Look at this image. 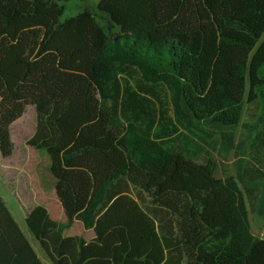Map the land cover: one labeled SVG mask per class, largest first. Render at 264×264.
I'll return each instance as SVG.
<instances>
[{
  "label": "trees",
  "instance_id": "1",
  "mask_svg": "<svg viewBox=\"0 0 264 264\" xmlns=\"http://www.w3.org/2000/svg\"><path fill=\"white\" fill-rule=\"evenodd\" d=\"M60 2L0 0V160L34 106L27 145L49 156L67 223L37 205L26 225L52 264H264L250 221L264 191V0H99L107 30L87 10L62 22ZM246 104L261 114L238 176L176 146L179 127L236 128ZM76 220L95 238L64 236ZM0 264H43L1 193Z\"/></svg>",
  "mask_w": 264,
  "mask_h": 264
},
{
  "label": "rangeland",
  "instance_id": "2",
  "mask_svg": "<svg viewBox=\"0 0 264 264\" xmlns=\"http://www.w3.org/2000/svg\"><path fill=\"white\" fill-rule=\"evenodd\" d=\"M60 3L66 6L65 15L61 18L62 22L87 10L95 16L96 21L106 30L110 25L109 17L98 9L99 0H61ZM118 31V27L112 30L114 33ZM122 78L135 86L141 76L135 74L133 78L129 76ZM146 85L151 86L147 82ZM155 93L165 102L171 100V93L168 89L157 86ZM260 114L261 108L259 105L246 104L241 123L234 129L219 131L205 125H200L197 129L192 130L179 127V131L175 135L178 138L175 144L183 153L198 163H206L209 159L215 160L218 166V178L236 177L241 164L246 165L253 160L249 145L245 144L249 136L248 131L250 130L247 126L255 125ZM35 129L36 110L34 106L30 105L26 108L23 117L11 127L13 155L9 159L0 160V186L6 196L7 206L16 215L17 223L35 244L36 248L41 250L39 251L41 259L46 264H49L51 262L50 259L30 233L25 220L20 218V210L30 211L34 206L38 205V199L41 197L44 205L50 211L51 217L56 221L62 219L56 214L55 204L60 206V203L56 193H52L53 179L49 171V156L46 151L36 150L27 145V141L32 137ZM42 192H46L49 195H45ZM263 197L264 191H261L258 195L256 206L250 204L252 232L257 238L261 239H264V217L260 216L257 210ZM68 234H82L84 237L89 235L87 231H84L83 226L77 223L65 232V235Z\"/></svg>",
  "mask_w": 264,
  "mask_h": 264
},
{
  "label": "crops",
  "instance_id": "3",
  "mask_svg": "<svg viewBox=\"0 0 264 264\" xmlns=\"http://www.w3.org/2000/svg\"><path fill=\"white\" fill-rule=\"evenodd\" d=\"M53 192H55V189H54V187H53V189H52V193ZM0 193H1V195L3 196V198L5 199V201H6V196H5V194H4V191H3V189H2V187L0 186ZM42 193H44L45 195H49V194H47L46 192H42ZM51 193V194H52ZM56 193V192H55ZM57 196V195H56ZM58 198V197H57ZM39 203H38V205H41V206H43V207H45L46 208V206L44 205V201H43V199L40 197L39 199ZM59 200V199H58ZM7 202V201H6ZM59 203H60V201H59ZM8 204V203H7ZM37 206V205H36ZM35 207V206H34ZM33 207V208H34ZM32 208V209H33ZM55 208H56V214H57V216H59L60 218H62L60 221H57V222H59V223H62V224H66L67 223V217H66V214H65V211H64V209H63V207H62V205H61V203H60V206H57V204H55ZM9 209H11V208H9ZM31 209V210H32ZM47 209V208H46ZM12 210V209H11ZM10 210V211H11ZM31 210L30 211H28V212H25L23 209L22 210H20V218L23 220H25V223H26V218L28 217V215L30 214V212H31ZM48 210V209H47ZM13 212V211H12ZM48 212H49V215H50V211L48 210ZM13 214V213H12ZM14 215V217H16V215L15 214H13ZM50 217H51V215H50ZM52 218V217H51ZM63 218H64V220H63ZM53 219V218H52ZM54 220V219H53ZM63 220V221H62ZM56 221V220H55ZM79 224V225H82L83 226V224H82V222L81 221H79V220H76L75 222H74V224L71 226V227H69V228H67L65 231H64V236H66V237H72V236H81V237H84V235H77V234H68V235H65V232L66 231H68V230H70L75 224ZM81 223V224H80ZM27 226V225H26ZM83 228H84V226H83ZM84 231H87L88 233H89V235L87 236V237H84L87 241H91L92 239H94L95 238V232H94V230H92V229H89V230H87V229H85L84 228ZM29 238V237H28ZM30 240V239H29ZM31 241V240H30ZM31 243H32V245H33V247H34V249H35V251L37 252V254H38V256L40 257V253H39V251H41L39 248H36V246H35V244H33V242L31 241ZM39 245V244H38ZM39 247H40V245H39ZM41 248V247H40ZM40 259H41V257H40ZM42 260V259H41ZM42 262H43V264H46V262L45 261H43L42 260ZM49 264H52V262H50Z\"/></svg>",
  "mask_w": 264,
  "mask_h": 264
}]
</instances>
